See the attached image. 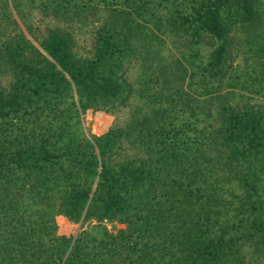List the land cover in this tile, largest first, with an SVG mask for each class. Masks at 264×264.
<instances>
[{
  "label": "trees",
  "instance_id": "16d2710c",
  "mask_svg": "<svg viewBox=\"0 0 264 264\" xmlns=\"http://www.w3.org/2000/svg\"><path fill=\"white\" fill-rule=\"evenodd\" d=\"M0 264H264V0H0Z\"/></svg>",
  "mask_w": 264,
  "mask_h": 264
},
{
  "label": "rangeland",
  "instance_id": "374dc122",
  "mask_svg": "<svg viewBox=\"0 0 264 264\" xmlns=\"http://www.w3.org/2000/svg\"><path fill=\"white\" fill-rule=\"evenodd\" d=\"M128 116V110H123L116 115H108L102 112L96 113L94 116H87L84 120V126L87 134L92 135H101L107 131L114 124H122ZM59 225V234L60 235H76L82 229L88 228L84 226L81 228L80 224L73 225L70 224L67 220L62 217L57 218ZM108 228L111 231H116L118 229L124 228L122 225H116L114 228L112 225H108Z\"/></svg>",
  "mask_w": 264,
  "mask_h": 264
}]
</instances>
